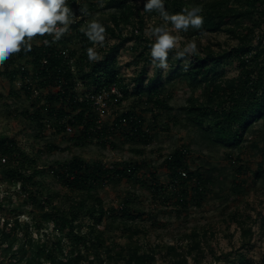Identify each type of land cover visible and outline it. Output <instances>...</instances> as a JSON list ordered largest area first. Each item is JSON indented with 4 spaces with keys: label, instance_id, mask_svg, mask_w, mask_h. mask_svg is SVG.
<instances>
[{
    "label": "rangeland",
    "instance_id": "374dc122",
    "mask_svg": "<svg viewBox=\"0 0 264 264\" xmlns=\"http://www.w3.org/2000/svg\"><path fill=\"white\" fill-rule=\"evenodd\" d=\"M182 1L184 7L190 10L196 6V1L201 0ZM146 2L129 0L127 5H130L133 14L126 22L120 21L119 24L121 36L131 37L118 48L115 60L119 75L128 86L129 95L120 94L119 99L110 98L106 106L97 111L99 120L106 125H111L120 113L133 112L141 118L143 127L149 129L145 140L125 138L120 130H112L107 134V142L94 137L78 146L74 141L78 135L77 129L58 133L54 119L49 118L44 110L41 113L43 126L38 127L37 122L27 118L24 112L41 109L40 106L46 104V90L34 88L27 98L17 84H11L2 74L4 66L0 65V137L12 138L18 149L35 161L34 165L25 166L24 169L28 174L36 171L33 174L35 183L27 184V188L40 202V205L33 206L25 204L24 197L17 193L19 183L6 179L3 171L7 166L0 165V227L4 220L10 224H13L15 217L19 220L15 233L8 237L9 248L6 242L0 243V264H48L43 256L36 261V248L25 244L49 242L56 238L60 242L55 252L56 260L62 261L63 255L67 254L66 264H73L74 254L68 252L71 249L78 252L84 261L90 257L95 259L94 264H123L132 251L147 255L141 264H170L177 260L181 264H241L240 258L245 260V264H264V173L260 178L254 176L260 164L264 167V123L261 120L255 122L238 147L210 146L199 130L185 120L190 115L187 111L188 99H205L200 84H188L178 76L165 80L159 95L165 102L157 106L153 101L131 94L130 81L142 66L148 75L154 71L151 63L138 55L141 50L144 53L151 51V46L146 50L142 47L155 42L151 33L156 27H167L172 35L178 37L181 49L186 43L194 41L200 53L204 46H210L214 51L236 46L238 39L224 30L228 25L239 33L241 29L249 27L253 37L249 42L250 53L256 49L261 59L264 58V18L256 13H246L238 24L233 20L217 31L192 27L187 31H176L156 10L145 11ZM110 3L111 0H67L70 24L62 38L69 48L77 49L78 55L83 41L71 25L80 23L79 29L86 30L89 23L95 20L112 27L111 16L124 8ZM233 5L241 11L246 10L243 4ZM174 6L164 0V8L169 14H174ZM104 35L102 44L91 42V48L99 57L107 47L117 42V38L109 33ZM188 59H192V56ZM18 63L31 72L30 63L24 60ZM78 65V60L73 61L76 77H79ZM84 65H87V61ZM240 69L238 60L231 59L223 70L218 71L215 79L218 82L229 81L239 75ZM168 71L169 68L163 69L164 77ZM77 79V94L91 93L92 89ZM182 147L188 150L186 159L190 171L199 172L214 165L220 174L212 183L205 185L206 192L199 205L191 200L190 190L186 196L187 206L176 208L173 196L168 199V204L163 203L159 195L153 197L145 181L148 183L153 173L152 178L156 183L167 184L170 174L165 160ZM74 156L86 162L99 161L107 167L119 166L124 161L137 164L140 168L136 176L103 182L95 190L105 210L119 208L126 202L139 216L126 219L125 225L128 226L125 228L111 214H104L97 224L87 211L92 201L86 194L79 189L63 186L49 170L56 161L63 163ZM232 159L235 162H231ZM239 166L242 167L241 171L234 176ZM233 183L239 186H233ZM80 200L85 202L76 212L71 205ZM47 215H53L54 222ZM63 217L73 218V229L63 228ZM33 223L41 224L36 229ZM130 225L138 231H132ZM247 228L251 229L252 235L243 238L241 232ZM169 247L173 248L175 254Z\"/></svg>",
    "mask_w": 264,
    "mask_h": 264
},
{
    "label": "trees",
    "instance_id": "16d2710c",
    "mask_svg": "<svg viewBox=\"0 0 264 264\" xmlns=\"http://www.w3.org/2000/svg\"><path fill=\"white\" fill-rule=\"evenodd\" d=\"M165 1L175 5L173 8L174 14L185 9L182 0ZM128 2L129 0H111L110 4L124 8L119 13L111 16L112 27L103 25L106 30L105 33L116 37L117 42L107 47L98 61H89L87 49L91 48L92 41L85 34L87 28L86 30L79 29L80 23L75 22L71 26L75 29L76 35L83 41L80 55H78L77 49L68 47L66 40L62 38L63 36L54 41L52 35L45 34L44 36L37 35L30 41L31 51H24L22 48L19 53L12 55L4 62L2 74L11 84L19 83L17 84L18 89L22 90L27 98L31 96L34 88H44L46 90L44 96L46 104L43 103L40 106L41 109L37 108L32 113L24 112L27 118L37 122L38 127L43 126L41 113L44 110L49 118L54 119V127L58 133H67L71 132L72 129H77L78 135L74 141L78 146L86 144L94 137L99 138L101 142H107V134L112 133L114 130H120L125 138L138 137L142 140L147 138L149 129L143 127L141 118L133 112L120 113L111 125H106L99 120L98 112L87 94L79 96L76 91L77 78H79L88 89H92L91 93L88 94L108 90L110 85L114 83L121 95H129L128 86L120 77L115 66L118 48L131 38L130 36L122 37L119 26L120 21L126 22L133 14L130 5H127ZM195 4L202 8L200 13L203 16V26L200 28L202 31H217L222 25L233 20L238 24L239 19L246 13H256V15H261L264 18V0H201L196 1ZM233 4H243L246 10L241 11ZM224 30L238 39L236 46L220 49L219 51H214L210 46H204L201 48L203 52L197 51V54L192 55V59L187 58L189 64L186 71L184 70L185 60L177 59L176 50H172L168 55V74L164 77L163 69L156 67L153 73L148 75L146 69L142 66L130 78L132 82L131 94L140 99L145 98L147 101H153L157 106H162L165 100L160 99L159 95L165 80L178 76L186 80L188 84H200L205 99L199 101L188 99L187 111L190 115L185 120L199 130L203 140L210 146L235 148L242 144L246 134L253 128L255 122L261 120L264 123V58H259L260 52H257L256 49L253 53H250L249 42L253 37L250 35L251 29L249 27L241 29V33L236 32V29L230 25ZM136 38H140V36ZM38 39L39 41L36 42ZM45 40L49 42L48 45H45ZM151 45L152 43H147L142 49L146 50ZM173 55L175 57H172ZM246 55L251 56V60ZM138 56L151 63L150 52L144 53L141 50ZM234 58L238 60V66L241 68L239 75L229 81L218 82L215 79L218 71L223 70V66ZM20 60L30 63L31 72L24 65L18 63ZM75 60H78L79 64L77 66L79 77H76L72 66ZM85 61H87V65H84ZM255 68L256 71H254ZM38 97L35 99L36 101ZM117 97H119L117 94L109 93L106 101L108 103L110 98L119 99ZM66 127H70L71 130L67 131ZM187 154L188 150L185 147L169 154L165 160L170 174L167 184L156 183L152 178L153 173H150L151 179L148 183L144 180L145 186L151 189L153 197L159 195L163 198V203L168 204V199L173 196L176 208L187 206L186 196L190 190L192 192L190 194L191 200L199 205L206 192L205 185L212 183L220 174L214 165L203 168V171H190L187 166ZM2 158L4 161H0V165L5 164L7 166L3 171L4 177L12 182L19 183L17 193L24 197L25 204L40 205L38 199L27 188V184L35 183L33 174L36 171L28 174L24 169L25 166L34 165L35 161L29 159L20 151L17 143L12 138L4 136L0 137V160ZM231 162H235V159H232ZM139 168L137 164L130 161L119 163V166L107 167L102 162H86L74 156L63 163H57L56 161L55 166L50 167L49 170L63 186L70 189H79L86 194L88 199L92 201L87 211L97 224L100 223L104 214H111L113 219L118 218L120 225L125 228L128 226L125 225L126 219H134L135 216H139V213L132 211L126 202L119 208L105 210L95 187L103 182L136 176ZM241 168L240 166L236 168L234 176H238ZM180 169L186 172L185 177L179 174ZM262 173H264V167L260 164L254 172L255 178H260ZM233 186L239 185L233 183ZM84 202V200H80L72 203L71 206L76 212H79ZM47 217L52 218L54 222L53 215H47ZM62 222L63 228L73 229L72 217L69 219L63 217ZM33 224L37 229L41 223ZM18 226V217H15L13 224L4 220L3 225L0 227L2 238L0 243L6 242L8 244L7 248H9L10 241L8 237L15 233ZM131 230L138 231L135 226ZM251 235L250 228L243 229L241 232L243 238ZM23 243L25 242L23 241ZM23 243L19 245V248ZM25 245L36 248V261L43 256L48 264H66L68 262L67 254L63 255L62 261L56 260L55 252L60 247L57 238L49 242L40 241L39 243L38 241L32 244L27 242ZM169 249L173 251L172 247H169ZM68 252L74 254L73 264H94L95 262V259H91V257L84 261L81 255L72 249ZM139 254L141 253L132 251L130 256L125 257L123 264H141V261L147 258V255L142 253L143 255L140 256ZM12 257H14L13 254ZM244 261L242 258L239 259L241 264H245ZM170 264H181V262L177 260L172 261Z\"/></svg>",
    "mask_w": 264,
    "mask_h": 264
},
{
    "label": "clouds",
    "instance_id": "9594fccd",
    "mask_svg": "<svg viewBox=\"0 0 264 264\" xmlns=\"http://www.w3.org/2000/svg\"><path fill=\"white\" fill-rule=\"evenodd\" d=\"M144 10H156L176 31H187L189 27L200 29L203 26L200 6L169 14L164 8V0H147ZM69 13L67 0H0V65L22 48L24 51H31L30 41L37 35L48 34L53 36L54 41L59 40L68 31ZM105 31L101 23L93 20L85 34L90 41L102 44ZM151 34L155 37L150 51L152 68L167 70L169 52L175 49L176 58L185 60L186 71L189 64L187 58L197 54L196 43L190 41L181 49L178 37L172 35L167 27H156ZM44 43L48 45L49 42L45 40ZM87 55L89 61L100 59L94 48H88Z\"/></svg>",
    "mask_w": 264,
    "mask_h": 264
},
{
    "label": "built area",
    "instance_id": "2783aa9c",
    "mask_svg": "<svg viewBox=\"0 0 264 264\" xmlns=\"http://www.w3.org/2000/svg\"><path fill=\"white\" fill-rule=\"evenodd\" d=\"M109 93L117 94L118 96H120V93L118 91L116 84L113 83L110 85L108 90H102L101 92L96 93V94H87V97L91 100L95 109L98 111V110H101L104 106H106L107 104L106 97H107V94ZM66 130L70 131L71 128L66 127ZM1 160L4 161L3 158ZM178 172L182 177L186 176V172L184 170L180 169Z\"/></svg>",
    "mask_w": 264,
    "mask_h": 264
}]
</instances>
